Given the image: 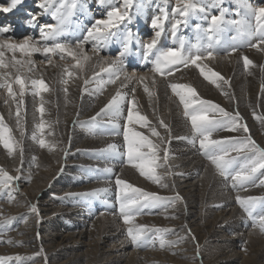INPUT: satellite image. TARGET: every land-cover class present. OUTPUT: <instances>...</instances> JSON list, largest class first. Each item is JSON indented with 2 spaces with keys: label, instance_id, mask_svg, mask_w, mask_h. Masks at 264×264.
Listing matches in <instances>:
<instances>
[{
  "label": "bare ground",
  "instance_id": "1",
  "mask_svg": "<svg viewBox=\"0 0 264 264\" xmlns=\"http://www.w3.org/2000/svg\"><path fill=\"white\" fill-rule=\"evenodd\" d=\"M5 1H8L10 5L11 0H0V8L8 7ZM38 1L39 0H22L20 3L22 7L24 6L30 11L32 9L42 10V15H40V17L30 16V19L27 18L29 21H33V18H35L33 25H30L28 22V24H22L21 27H19V19L16 16L19 15V11L21 10V7H19L20 4L16 6L17 9L11 11L10 16L0 11V24L1 21L5 20L7 17L12 18V21L17 20V23L15 22L17 27L12 29V25V31L4 34V37H0V39L11 38L10 42H21L25 38H31L33 41L44 43L41 39L40 29L42 26H48L45 25L48 23L46 22L40 26V22L46 21L48 18L50 21L49 23H51L49 25L55 26L56 20L49 14L51 13L50 10L46 12L43 8L39 7L42 0ZM61 1L62 0H56L55 6L59 7ZM95 4L99 11L102 9L110 10L115 8L108 0L102 7H99L97 2ZM161 9H164L168 15L167 19L164 20V31L160 38L166 37V40L168 39V41L171 42L172 38L175 36L182 37L186 34V38L183 40L184 44L192 45L191 43L196 41L198 37L206 36L204 30L209 27V16L208 19H203L202 17L208 14L207 12L203 13L204 15H201L197 20L200 30H202L205 35H198L195 33V27L191 26L188 18L187 25L183 23L180 24L175 35H173V27L171 30H167V26H169L167 24L169 23L173 26L176 19L183 20L184 18L180 17L179 14L174 11L175 9H171L170 4L166 3L165 0H152L142 6L138 5L135 10L128 13L129 17L132 18V22L127 23V21H125L120 25L121 31L125 30V26L127 31L131 33H133L134 30L136 31L133 33L134 38L129 46V52L122 58L123 63L120 65L124 73H127L129 76L135 73V76L130 82L124 81L123 76H121V80L117 81L115 85H106L102 93L98 90V84L101 80L106 81L109 79V74L107 72H101V68L108 67L112 60L119 55L117 54L113 57L109 49L110 47H115L117 50L122 51L120 39L113 37L112 39L114 42L111 40V42L108 43L106 47H102L98 53L92 51V43L86 44L85 52L91 57V60L87 64L86 69L83 72L74 73L73 77L68 80L66 85L61 83L62 78L68 79L66 75L62 76L61 66H68L70 58L60 60L57 56L53 58V63L49 64L45 57L39 53L34 54L32 59L35 61V71L27 75L33 78H43L48 84L50 91L44 92L40 96H34L30 85L26 88L24 96L22 97L23 102L20 105L19 117L23 126V133L25 132L23 136L17 125V103L8 96V92L5 88H0V116L3 117L4 123L11 130L10 134L13 140L15 141L16 136H19L17 142H19L23 148V155L21 157L19 151L15 152L13 155H9L8 151L1 149L2 147L0 146V168L6 169L9 175L18 176V181L20 183L32 180L30 186L20 191V195L14 196L11 201L9 200L8 203L11 206H9V204L8 206L2 204V206H0V244L4 245H0V264H48L51 258L55 259L56 256L57 259L59 255L66 258V261L60 262V264H82L83 262H87L90 257L97 258L101 256L102 261L99 262L95 260L94 264H114L111 261L113 259H115V262L122 261V256L124 258L126 256L125 264H176L175 261L177 259L175 260V258L186 259L194 255L196 247H193V244H195L193 240V244H191V236L183 243L171 249L167 247L161 249L159 246L161 243L160 241L158 245L155 246V252L153 250L149 252H138L134 251V249L126 253V250L128 247L130 248L132 244L130 238L127 236L128 225L123 222V224L120 223V221L123 220L120 219L121 215L118 212L117 195L113 192L116 184L115 181L107 179L110 177H103L101 175L105 174L102 171H98L102 170V168H111V172L119 174V178L129 182L135 187L142 188L145 192L167 195L169 198H174L177 193L179 194L182 199L176 201L174 206L169 204L166 210H161L154 218H142L144 223H142L141 228L145 231L150 229L154 230L158 237L163 236L168 231L157 232L156 229H183L185 232L186 230H190L195 236V241L202 243L206 240L209 241L208 238L214 233L216 234L215 236H217V234H219L217 230L224 231L229 228L235 230L238 228V232L233 237L229 236V238H223V236H220V238H217L216 241L222 239L225 242V246L221 248L223 254L215 257V262L217 264H241L238 261L241 257L235 249L238 242L233 240L237 237L243 238V231H247L246 226L240 222L241 216L236 206L237 200L235 195L241 196V193L237 195L235 192L225 190L226 188L223 189L220 186L221 181L219 183L216 170L213 169L210 163L205 162L201 157L202 155L200 153H203V151L199 147V140L197 139L195 145L190 142L192 139L196 138L195 133L190 120L184 115L183 105L180 103L179 98L172 93L169 85L172 83L190 85L196 90L200 99L210 101L231 114H235L238 111L242 117L241 122L246 124L249 129L248 133L227 131L213 133V139L250 135L258 145L264 147V123L261 122V120L264 119V71H262V68H264V45H261L260 49L250 46L238 47L237 51L231 54L201 61L202 65H207L208 69L219 73L220 76L229 82L228 84H224L223 81H219L221 87H217L215 84L204 79L199 69L194 65L191 67H182L183 65H178L176 66L178 70H175L172 75L159 77L157 74L147 71L148 69L146 67L148 66L146 61L151 60L152 57L150 55L147 60L144 59L145 49L142 45L150 42L154 37L156 29L152 28L151 22L156 16L161 15ZM8 14H10V12H8ZM26 14L29 15L28 13ZM83 16L84 19H82L81 22H72L71 31L66 33L63 39L60 38L61 40L73 42L87 35V31L97 20H93L90 14L87 13H84ZM239 16L241 21L252 25L253 28L256 27L257 22L254 15L241 5H239ZM77 20H80V17ZM25 29L29 30V33H33L34 31L38 33V39H40V41H38L36 37L30 36L31 34L29 35V33L28 35H20ZM113 30L116 31V29ZM141 32V39H143V41L139 40V43H137L136 37H138ZM194 35L197 38L196 40H193ZM235 35L236 33L233 36ZM230 38L228 34H224L225 41H229ZM235 43L239 45V41ZM200 46L206 48V45ZM189 47H187V49ZM220 53L224 52L221 51ZM244 56H247L255 67L246 69L243 63ZM10 57L11 53H6V60L10 59ZM17 58H20L19 53H17ZM98 64L99 66H97ZM145 68L146 71H143ZM96 73H100V75L95 76ZM14 75L15 71L12 70V76L14 77ZM94 76L96 82L87 85L89 91L82 96V90L85 87L84 80L91 79ZM139 77H145L144 83L155 92L156 95L151 101L143 90V84L137 82ZM11 78L12 77H10V79ZM153 80H155V85H152ZM122 83H127V87H121ZM133 87L136 89L135 99L137 102V111L141 115H146L153 125H157L158 115L171 129L170 136L168 137L171 142L168 147L170 148V155L174 156L175 159L171 160L170 164L172 166V172L177 174H166L164 176V183L169 185L167 188H162L159 184L152 183L140 176L138 171L134 168L122 167L119 171V165H117L116 162L109 163L108 161L99 160L97 157L91 156L90 154L91 150L108 153L102 150L107 149L110 144H115L122 153L126 151L122 134H110L112 133L110 131V126L112 125L108 123L107 117H98L96 121H93L91 118L100 112L101 108L104 107L118 90L121 93L128 94L130 99L131 89ZM64 88H67V94H70V96L64 92ZM13 91L16 93V100H21L18 85L13 84ZM225 92L229 95H225ZM98 95L101 96L98 98L97 102L91 104L89 101H91L94 96ZM62 98H64L63 102H61ZM42 103L45 109L43 115L39 111ZM122 108L123 116H126L128 104L124 103ZM212 117L218 118L219 115L215 114V116H212L210 113L209 119L213 120L214 118L212 119ZM42 120L46 122L43 138L46 142L55 144L56 150L48 155L51 157V160L47 162L48 168L40 171V168L43 166L42 162L35 161V156L31 153L33 151L35 153L46 152L47 150V148H41L37 140L32 138L33 136L37 138L41 137L38 125ZM84 121L87 122L86 125L89 122L90 126L91 123L95 124L99 122H105V124L110 126L103 125L96 132H92V129L88 128V126L80 127L82 124L81 122ZM64 122L67 125L63 124ZM119 123L121 125L124 124L123 117H121ZM58 127H64L66 131L60 138L57 136L53 139V133ZM133 127L135 130L149 135V138L154 143L158 142L156 137L150 136L147 129L137 128L136 125H133ZM118 129L119 132L122 131V129ZM158 130L162 135H165L164 129L158 128ZM17 133L20 134L17 135ZM22 140L24 141L23 143ZM72 140L75 141L74 143L76 144L74 145L73 151L68 153L67 150L70 149L69 145L72 143ZM87 151L89 153L86 154ZM144 151H148L147 148H145ZM65 154L67 156L66 160L64 159ZM160 155L162 156L163 152H161ZM80 165H82V170L85 169L88 171L89 177L86 178V180H82V177L76 176L74 181L72 180V183L81 186L76 188L73 192L69 191L67 193V191H65L63 198H59L60 196L58 193L61 189L57 190L59 189L57 188V184L60 181H57V179L59 177H61V179L67 177L71 170H79ZM17 169H19V171H17ZM157 172L158 174H163L164 169H158ZM179 173H182V175ZM100 179L105 180L104 182H98ZM90 180L95 181V183L88 182ZM201 182L203 184H201ZM67 183H65V186H74L71 182ZM256 184L260 190H256L258 191L257 193L250 192L249 194L260 196L264 193V185H261L260 180L257 181ZM47 186L51 189L50 191L56 189L54 190L56 194H50L54 199L48 198L47 201L43 202L44 207L36 206L38 209L37 214L29 207V205L35 206L31 196H22L26 193L29 195L38 194ZM82 188H85L83 192L81 191ZM98 190L100 191L101 197L106 201L108 200V202L105 203L106 206H108L110 210L114 209L119 213L120 218L117 216H103L104 222L110 229L103 233L92 234V232H86L87 230H85V228L88 222L85 220L83 221V219L87 217L91 219L94 211L93 207L89 208L88 215L79 214L83 209L81 204L87 201L83 202L77 199H71V196L76 193L96 192ZM201 192H203L202 194L204 196H199ZM214 194L220 197V201H216L215 203L217 205L222 204V208L217 207L214 203H208L207 201L206 204L203 203L205 198L208 200L209 196L213 197ZM109 200H113V202L111 201V203H109ZM58 204H65V206L63 205L60 207ZM214 206H216L215 210H213ZM216 210L217 213H214ZM51 212H58L56 218L61 212L64 216L54 220L56 222V224H54L55 222L49 221ZM71 214L77 215L78 217L75 220L64 218L65 215L71 216ZM23 215H25V217H22ZM20 221L21 224H19ZM41 223L44 225L42 227L40 225L39 227ZM57 223H62L59 229L64 233V236H62V243L52 244L55 241V237L59 235L55 233L58 225ZM63 223L70 224L68 225V230L63 229ZM15 224L21 226L16 227ZM129 227H135V225H129ZM185 234H181L180 236H184ZM247 235L253 237L249 239L251 242L257 243L255 244L257 248L252 252L257 260L255 262L258 263V260H260V262L264 261V240L257 241V239H254V237H257V234L250 230L246 232V236ZM103 237L104 239L107 238L109 241L108 246H110L111 249L105 250L104 247H101L100 243L103 245L106 242H103ZM85 238L87 240L93 239L100 245L99 246L97 243L92 244L91 251L87 252L89 253L87 255L89 258H85L84 254L86 253L83 254L81 252V250L88 245L82 241ZM177 238V235L174 234L173 237L171 236L170 239L165 241H175ZM112 240L117 241L119 244L114 246L111 242ZM9 241H11V243H9ZM66 241H70V243L63 246ZM42 244H45L48 250L47 252H41L40 259L35 260L34 256L36 251ZM118 246L119 248L117 250ZM50 248H53L55 251L50 250ZM217 252L218 250L216 253ZM209 258V256H206L203 260ZM255 262H253V264Z\"/></svg>",
  "mask_w": 264,
  "mask_h": 264
},
{
  "label": "snow or ice",
  "instance_id": "2",
  "mask_svg": "<svg viewBox=\"0 0 264 264\" xmlns=\"http://www.w3.org/2000/svg\"><path fill=\"white\" fill-rule=\"evenodd\" d=\"M22 0H11L8 7L0 8V11L4 13L11 12ZM107 0H99V3L104 4ZM224 0H214V3L210 7H218ZM54 0H43L39 4V7L43 8L46 12L53 5ZM242 7L247 9L256 19V27L246 24L244 21L238 20H225L226 9H220L219 15H212L210 24L207 29L204 30L210 41L206 48H202L199 44L192 46L188 49L184 48V41L180 43L179 49H160L157 48L159 38L164 31V20L167 19V12L161 9V15L156 16L151 26L156 29L154 37L150 42L143 44L142 47L145 49L144 59L147 60L150 55H153L155 51L154 59L152 60L153 67L151 72L153 74H159L160 76L172 75L175 70H178L176 66L189 65L196 66L200 74L204 79L210 83L215 84L217 87H221L219 81H223L224 84L229 82L225 80L219 73L212 71L207 68V65H202L201 61L205 59H213L216 55L223 51L225 54H231L237 51L238 47L250 46L257 49L264 45V7H253L248 4L246 0H237ZM132 0H123V9L113 8L107 12V19H100L87 31V35L77 41L68 42L63 41L60 38L66 33L71 31V17L73 15V9L77 7V0H62L59 7L52 13L53 18L56 20L55 26L48 25L42 26L40 29L41 39L44 43L33 41L31 38H25L21 42H10L11 38L0 39V88H5L8 92V96L17 103V125L20 129L21 135L23 136V126L21 124L20 117V105L22 104V97L24 96L26 88L30 85L32 94L34 96H40L44 92L50 91L48 84L43 78H33L28 76V73L35 71V61L32 59L33 55L39 53L45 57L47 63L52 64L54 57H59L60 60H66L70 58L68 66L62 67V76L66 75L68 79L61 80L62 84H67L68 80L71 79L76 72H83L86 69L87 64L91 60L85 52V45L92 43V51L99 52L102 47H106L111 42L113 37L121 40L122 51L119 55L112 60L108 67L101 68V72H107L109 79L106 81L101 80L98 84V90L102 93L106 85H115L117 81L121 80L123 76L124 81L130 82L135 73L129 76L123 72L120 67L122 65V58L129 52V46L133 40V33L125 30H120V25L127 21L132 22V18L129 17L127 9L131 7ZM63 10V11H62ZM184 19H176L173 25V35L180 24L187 25V18L190 13L201 12L204 13L203 7L197 8L194 3L185 2L182 5H178L174 10ZM209 14H205L202 18L208 19ZM33 21H29L30 25H33ZM116 29V31H113ZM197 30H200V26L197 25ZM235 30L236 35L231 37L229 41L224 40V34L228 31ZM12 31L10 26L0 27V37H4V34ZM239 41V45L235 43ZM136 42L139 43V38L136 37ZM195 48V51L192 50ZM6 53H11L10 59L6 60ZM17 53L19 57L17 58ZM243 63L245 68L255 67L253 62L248 59L247 56L243 57ZM99 66V64L97 65ZM12 70L15 71L14 77L12 76ZM264 71V68H262ZM100 73H96L95 76H99ZM95 76L91 79H85V87L82 90V96L88 92L87 85L95 83ZM10 77H12L10 79ZM145 77H139L137 82L143 84V90L149 97L150 101L155 97V92L144 83ZM13 84L19 86V95L21 100H16V93L13 91ZM152 85H155V80L152 81ZM121 87H127V83H122ZM172 93L179 98L180 103L184 108V115L190 120L191 126L194 130L195 137L190 142L195 145L197 139L199 140V147L203 151V155L207 158L214 166L217 173L224 177L226 181L229 179L232 181V187L246 188V185L251 182L255 183V174L259 171L261 176H264V149L260 148L250 135L247 136H231L223 139H213V133L216 131H227V132H240L248 133L249 129L246 124L242 123V117L237 111L234 115L225 111L220 106L200 99L196 90L190 85H181L172 83L169 85ZM67 94V88L63 89ZM135 87L131 89V98L129 99L128 94L121 93L119 90L116 94L101 108L100 112L96 116L92 117L93 121L97 118L107 117L108 123H110L113 129L120 128L121 132L110 133L112 135L123 136L126 152L121 153L115 144L108 145L106 151L113 155H126L128 166L138 171L139 175L149 180L152 183L159 184L162 188L169 187L168 184L164 183V176L166 174L175 175L177 173L172 172L171 160L175 157L170 155V139L168 138L171 133L169 125L157 115V125H153L149 121L146 115H141L137 111V102L135 99ZM95 91V90H93ZM225 95H229L227 92ZM128 104L127 115L123 116L122 105ZM43 115L45 109L43 103L39 109ZM218 114L221 119L211 120L209 114ZM155 114V113H154ZM121 117L124 119V124L119 123ZM264 123V119L261 120ZM45 121H41L38 128L41 132V137L37 138L33 136L34 140H37L41 148H47L49 151H55L56 145L48 143L43 138V132L45 130ZM133 125L139 128H145L149 132L150 136L157 138V143H154L149 135H145L143 132L135 130ZM50 126V125H49ZM158 128L164 129L165 135H162ZM11 130L4 123V119L0 116V144L8 151L9 155H13L19 151L21 157L23 155V148L13 140ZM51 134V133H49ZM147 148V152L142 149ZM163 152L161 156L160 153ZM236 153L235 156L231 155ZM251 153V155H248ZM242 157V158H241ZM67 156L65 154L64 159ZM158 169H164L163 174H158ZM62 170V169H61ZM19 171V169H17ZM105 172H111L112 169L108 168ZM182 175V173H179ZM19 177H13L8 172L0 169V189L11 187L15 180ZM261 185H264V180L260 181ZM115 184L118 189L117 199L119 202V213L123 219V223L131 225L135 215L143 212L144 209L153 208H165L168 205H175V202L182 198L177 193L174 198L160 197L154 193H148L144 190L133 186L129 182L116 178ZM174 187V185H173ZM133 193L135 195H129ZM96 192L85 193L83 195H96ZM10 201L12 197L10 196ZM261 198L247 197L241 198L236 197L237 203L241 208L247 212L248 216L254 221L256 217H253L251 208L256 204L257 200ZM217 207H223V205H216ZM31 210L38 214L36 206H31ZM176 218V217H173ZM259 223L257 227L261 233H264V214L259 216ZM186 227V226H185ZM144 229L140 227H128L127 236L131 242L140 246L142 233ZM160 231H171L168 229H156ZM177 240L165 241L161 240L160 247L171 249L183 243L189 236L195 242L196 251L199 255L200 248L198 242L195 241V236L190 230H186L184 236H180L176 233ZM11 243V241H9ZM202 264V262H201Z\"/></svg>",
  "mask_w": 264,
  "mask_h": 264
},
{
  "label": "rangeland",
  "instance_id": "3",
  "mask_svg": "<svg viewBox=\"0 0 264 264\" xmlns=\"http://www.w3.org/2000/svg\"><path fill=\"white\" fill-rule=\"evenodd\" d=\"M55 1L56 0H54V3L51 6V8H49V10L51 12L49 14H51V15L55 11V9L57 8L55 6ZM150 1H152V0H132V5H131V7H129L127 9V12L129 13L130 11L135 10L138 7V5H141L142 6L143 4H146V3L150 2ZM5 2L7 4V6H8L9 5L8 1H5ZM41 2H43V0ZM96 2H97V5H99V7H102L103 5H105V3L104 4H101V3H99V1H94V0H77V7L75 9H73V15L71 17V21L72 22H75V21L81 22L82 19H84V16H83L84 13L90 14V16H91V18L93 20L107 19V12L110 11V10H112V9H110V10H104V9H102V10L99 11V9L97 10L98 7L95 4ZM108 2L111 5H114L115 8H121L122 10H124L123 9V0H108ZM165 2L168 3V4H170L171 9H176V7L178 5H181L182 3H185V2L194 3L197 6V8L203 7L205 9V12L204 13L207 12L209 14V24H210L211 16L212 15H219L220 9H226L227 10L226 15L224 17L225 20H238V21H241V18L239 16V5L240 4L237 3V0H224V2L222 4H220L218 7H210V5L214 3V0H165ZM246 2L248 4H251L253 7H264V0H246ZM19 7H22V6L20 5ZM201 15H204V14L201 13V12H199V11H197V12H194V13H190V16L188 17L191 26L195 27L194 28V30H195L194 32L197 33L198 35L204 34L202 32V30L197 31V25H198V21L197 20H198V18ZM19 17L25 18L27 16L24 14V12L22 13V11H21L19 13ZM52 17H53V15H52ZM79 17H80V20H77ZM46 22L48 24H45V25L51 24V23H49L50 21L47 18L46 21L40 22L39 25L41 26V25H43ZM9 24H10L9 20L8 19H5L4 23L0 27H3V25L4 26H9ZM167 25H169V26H167V30H171L172 27H173L172 24L170 25L168 23ZM12 29H14V28L12 27ZM135 32L136 31L134 30L133 33H135ZM230 32H232V33H230ZM28 33H29V30L25 29V30H23L21 32L20 35H24V34L25 35H28ZM235 33H236L235 30H231V31L226 32L225 35L228 34L229 37H232ZM29 35L32 36V37H36V39L38 41H40V39H38L39 38V34L38 33H34L33 32V33H29ZM185 35H183L182 37H178V36L176 37L175 36L174 38H172V41L171 42H169L168 39L166 40V37L160 38L159 39V42L157 44V48L165 49V50L166 49H169V48L179 49L180 48L181 41L186 38ZM141 36H142V32L138 35V38H139V40H142L143 41V39H141L142 38ZM193 38H194L193 40H196L197 39L195 37V35H194ZM61 39H63V36L61 37ZM112 41H113V39H112ZM209 43H213V41H210L208 39V36L206 35L205 37H200V38L198 37V39L196 41H193V43H191L192 45L184 44V46H186L184 48L187 49V47H189V46L192 47V46H195L197 44L204 45V46L206 45V47H207V45ZM109 49L111 50L113 57L116 56L117 54H119V52H121L120 50H117L115 47H110ZM192 50L195 51V48H192ZM87 52H88V49H87ZM154 55H155V51L153 52V55H151L152 59L149 60V61H146L147 66H148V67H146L148 69L147 71H150L151 68L153 67L152 60L154 59ZM225 55L226 54H224V53H220L219 55H216L215 57H220V56H225ZM191 66L192 65H189L187 67H191ZM182 67H185V66L183 65ZM146 68L144 70L143 69H140V70L146 71ZM178 68H180V67H178ZM157 75L159 77H164V76H160L159 74H157ZM67 95L70 96V94H67ZM100 96L101 95L94 96V98L92 97L93 99L91 101H89V102L91 104H93L94 102L96 103L97 100H98V98ZM63 101H64V98L61 99V102H63ZM211 115L212 116H215V114H212V113H211ZM213 118L214 117H212V119ZM15 119H17V118H15ZM218 119H221V117L214 118L213 120H218ZM81 123H82L81 126H80L81 128L83 126H88V128L92 129V132H96L103 125H107V126H110L111 125V124L110 125L105 124V122H99V123H95V124H92L91 123V126L89 125L90 124L89 122H88L87 125H86L87 122H85V121L84 122H81ZM63 124L67 125L65 122ZM136 127L138 128V126H136ZM65 129L66 128H64V127L63 128L58 127V129L53 133L52 138L55 139V137H57V136L60 138L61 135L66 131ZM110 131L112 133L113 132H119V129L118 128L113 129V127L110 126ZM221 131H223V130H221ZM221 131H216L214 133H219ZM19 134L20 133H17V135H19ZM24 134H25V132H24ZM244 136H247V135H244ZM241 137H243V136L241 135ZM18 140H19V136H16L15 141L17 142ZM23 142L24 141L22 140V143ZM71 142H72L71 143L72 146H71V144L69 145V148L70 149L67 150L68 153H70V152L73 151V148L75 147L74 145L76 144V143H74L75 141H73V140ZM256 144L258 145L257 142H256ZM0 146L2 147L1 149L6 150L3 147L2 144H0ZM258 146L260 148L264 149L263 146L262 147L260 145H258ZM144 150L145 149H142V151H144ZM88 151L86 152V154L89 153ZM124 152H126V151H124ZM51 153H52V151L50 152L48 149L46 150V152L35 153L33 151L31 153L32 155L34 154L33 156H35L34 157L35 161H41L42 162V165L43 166L40 168V171H43L46 168H48L47 167V162H49L51 160V157L48 156V155H50ZM90 154H91V156L97 157V159H99V160L108 161L109 163L116 162V164L119 165V168H118L119 171L121 170L122 167H124V168H132V167L128 166V164H127L126 155H113V154H110V153H103V152H100L98 150H95V151L91 150V153ZM200 154L202 155L201 157H202V159L205 162L211 164V162L207 158H205V156L203 155V153H200ZM231 155L235 156L236 153L233 152ZM248 155H251V153H248ZM212 167L215 170V168H214L213 165H212ZM0 169H3L4 171L7 172V170L4 169V168H0ZM74 170H71L70 172L68 171L69 172V175H67V177H63V179H61V177H59L57 179V181L60 180L59 183L57 184V188H59L57 190H60L61 189L59 191V193H58V195L60 196L59 198H61V199L63 198V194H64L65 191H67V193L69 191L70 192H73L76 188H78V187L81 186L79 184L72 183L74 181V179H75L76 176L82 177V180H86V178L89 177L88 176V174H89L88 171H86L85 169L82 170V165H80V169L79 170H77V171H74ZM104 170H105L104 168H102V170H98V171H102L103 173H105V174H101L103 177H110V178H107V179L112 180V181H115L116 178H119V176H118L119 174H116L114 172H110L112 174L111 175V174H108L109 172H105ZM261 171H264V170H261ZM217 175H218V178H219V183L221 181L220 186L223 189L226 188L225 190H228V191L230 190L231 192H235L237 195L239 193H241V196L238 195L241 198H247V197H257V198H261V199L257 200L256 204L251 208L253 217H256V220L255 221L248 216L247 212H245L244 209L241 208L238 203L236 204V206L238 207V211H239L240 216H241L240 222L246 226L247 231L250 230V231L256 232L257 237H254V239H257V241L258 240L259 241L264 240V233H261L259 231V228L257 227V225L259 223V219H258L259 216L262 215V214H264V193L262 195H260V196H253L252 194H249L250 192L257 193L258 191H256V190H260V188L258 186H256L257 185L256 182L259 181V180L260 181L263 180L264 179V176H261L260 175V172L258 171L255 174V177H256L255 183L249 182L246 185V188H240L239 186H237L236 188H233L232 187V181L230 179L228 181H226L224 179V177L220 176L218 173H217ZM11 176H13V175H11ZM13 177H16V176H13ZM104 180L105 179H100V180H98V182H104ZM31 182H32V180H29V181H27L25 183H20L18 180H15L12 183L11 187L0 189V206H2V205L8 206V204H9L8 202L10 200L9 199L10 196L13 198L16 195L17 196L20 195V191H23V190H25V188L27 186H30V183ZM67 182H71V184H73L74 186H65V183H67ZM88 182L95 183V181H92V180H90ZM67 184H70V183H67ZM201 184H203V183L201 182ZM140 189H142V188H140ZM50 190L51 189H49L48 186H47L45 189L41 190L38 194H31V195H29L28 193H26L22 197H30L31 196L33 202L35 203V206L44 207L43 206V202L47 201L48 198L54 199L52 196H50V194H56V191H54L56 189H53L54 192L53 191H50ZM84 190H85V188H82L81 189L82 192ZM113 190H114L113 192H115V194L118 195L117 186ZM93 192L90 191V192H86V193H93ZM99 192H100L99 190L96 191V193H97L96 195H83L85 193H76V194H73L71 196V199H77V200L83 201V202L87 201L86 203L81 204L83 206V209H82V212H80L79 214L88 215L89 208L93 207V209H94V211L92 213V216H91V219H89L88 217L86 218L87 220L86 219H83V221L85 220L86 222H88V225L85 228V230H87L86 231L87 233H91V232H92V234H94V233L96 234V233H100V232L103 233V232H106L108 229H110L108 227V225H106V223L104 222L103 216H107V217L108 216H117V217L120 218L119 213H117L114 209L113 210H110L109 207L106 206L105 203L108 202V200L106 201L104 198H102L101 197V194ZM202 193L203 192H201L199 196H204ZM129 195H135V194L129 193ZM157 195H159L160 197H163L164 196V198H169L167 195H162V194H157ZM35 196H37V197H35ZM235 197H237V196L235 195ZM209 198H211V199H209ZM209 198H208V200L205 198L203 200V203L206 204V201H207L208 203H214V205H217L215 202L216 201H220V197L218 195H216V194H214L213 197L212 196H209ZM66 201H67V199H66ZM109 201H110L109 203H111V201L113 202V200H109ZM63 205L65 206V204H58V206H60V207L63 206ZM9 206H11V205L9 204ZM118 206H119V202H118ZM29 207L31 208V205H29ZM163 209H165V208L161 207V208H153V209H144L142 213L135 215V219L137 220V222L134 219L131 225H135V227H140L141 228L142 227V223H144V221L142 220V218H154L156 215H158L157 213H159ZM215 209H216V206L213 207V210H215ZM62 212H64V211H62ZM62 212L60 213V215L57 218H56V216H57V213L58 212H55V213L54 212H51V214L49 215V221L55 222L54 220L60 219V217L62 218V216H64ZM214 213H217V210L214 211ZM22 217H25V215H23ZM77 217H78L77 215H72L71 214V216H66L65 215L64 218L65 219L66 218L67 219L69 218L71 220H75ZM120 219L123 220L122 217ZM122 222L123 221H120L121 224H123ZM19 224H21V221H20ZM54 224H56V222ZM57 224L58 225H57V229H56L55 233H58L59 235L55 237V241L52 244L62 243V241H61L62 240V236H64V233L60 231L61 229H59L60 228V224H62V223H57ZM91 224H92V226H91ZM40 225L42 227L44 224H42V223L39 224V227H40ZM68 225H70V224H68V223L67 224H64L63 225V227H64L63 229L68 230ZM101 225H102V227H101ZM15 226L18 227V226H21V225L15 224ZM127 227H129V225ZM231 229L230 228L227 229V230L225 229L224 231L217 230L218 233H219V234H217V236H215L216 234L214 233L211 237L208 238L209 241L206 240V241H204L202 243L201 242L198 243L199 244V248H200L199 255L196 253L197 251H196V248H195L194 255H192L191 257L186 258V259L175 258V260L176 259L178 260V262L176 260L175 263L176 264H201V262H202V264H217L215 262V257L218 256V255L221 256V254H223L222 253L223 251L221 252V248H223L225 246V242L222 239L221 240H218V241H216V240H217V238H220V236H223V238H229V236L230 237H233L238 232V228L235 229V230H231ZM169 230H171V231L166 232L161 237H158L155 234L154 230H152V229L144 231V233H142V238H141V241H140V246L138 247V246L134 245L131 242L132 244L130 245V248L128 247V249L126 250V253H127V251L134 250V249H135L134 251H138V252H147V251L149 252V251H152V250L155 252L156 251L155 250V246L158 245V242H160L161 239L168 240V239L171 238V236L173 237V235L176 234V233H179V235L186 233L185 231H183V229H169ZM217 231H216V233H217ZM242 231H243V229H242ZM247 231H243V235H244L243 238L242 237H237L236 239H233L234 241H237L238 242L237 243L238 245L236 246L235 249H236V252L241 257L238 260L241 264H253V262L257 261L256 258H255V256H254V253H252L253 250H255L257 248L255 246V244H257V243L251 242L249 240V239H251L253 237H251L249 235L246 236V232ZM159 238H161V239H159ZM103 239H104V237H103ZM82 241L84 243H87L88 245H86V248H83L82 247L83 249L81 250V252L83 254L86 253V254H84L85 255V258H89L87 256L89 253H87V252L91 251L92 244H95V243L98 244V242L97 241H94L93 239L87 240L86 238L83 239ZM107 241H108L107 238L103 240V242H105V244H103L104 246L102 245V243H100L101 244V247H104L105 250L111 249V247L108 246L109 245L108 244L109 241L108 242ZM190 241L192 242L191 244H193L192 239H190ZM111 242H112V244L114 246H117L119 244L115 240H112ZM196 242H198V241H196ZM69 243H70V241H66L64 243L65 245H63V246H66V244H69ZM0 245L1 246H4L3 244H0ZM81 245H83V244H81ZM194 246H195V244H193V247ZM118 248H119V246L117 247V250H118ZM262 249H260V250H262ZM47 250H48V248L46 247L45 244L40 245L39 248H38V250L36 251L35 256H34L35 260L40 259L41 252H45V251L47 252ZM50 250H53V248H50ZM217 250H218V252L216 253ZM53 251H55V250H53ZM206 256H209L210 258L209 259H206V260H203ZM20 258H22V257H20ZM125 258H126V256H125ZM125 258L122 256V258H121L122 261H116L115 262V259H113L111 262L114 263V264H125V260H126ZM95 260L96 261L98 260L99 262L102 261V256L101 257H97V258H94V257L91 258L90 257L87 262H83L82 264H94L95 263ZM63 261H66V258L64 256H62V255H59V257H57V259H56V256H55V259L51 258V260L48 262V264H60V262H63ZM258 261H259L258 263L255 262L254 264H264V261H261V262H260V260H258Z\"/></svg>",
  "mask_w": 264,
  "mask_h": 264
}]
</instances>
